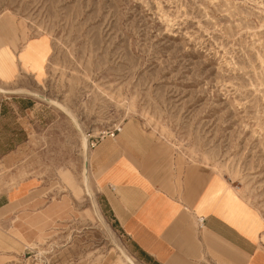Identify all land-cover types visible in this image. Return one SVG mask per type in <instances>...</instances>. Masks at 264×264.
Returning a JSON list of instances; mask_svg holds the SVG:
<instances>
[{
	"label": "rangeland",
	"instance_id": "obj_1",
	"mask_svg": "<svg viewBox=\"0 0 264 264\" xmlns=\"http://www.w3.org/2000/svg\"><path fill=\"white\" fill-rule=\"evenodd\" d=\"M0 18L46 51L37 104L1 120L0 195L36 188L0 222V264H122L110 236L139 264L90 180L104 226L92 210L81 132L41 96L90 149L122 133L180 177L208 167L264 225V0H0Z\"/></svg>",
	"mask_w": 264,
	"mask_h": 264
},
{
	"label": "crops",
	"instance_id": "obj_2",
	"mask_svg": "<svg viewBox=\"0 0 264 264\" xmlns=\"http://www.w3.org/2000/svg\"><path fill=\"white\" fill-rule=\"evenodd\" d=\"M36 44L42 43L22 50L13 21L0 18V84L8 91L0 98V125L37 104L20 92H37L45 81L37 76L45 46L39 51L32 47ZM112 133L90 149L89 182L96 183L112 223L139 264H264L262 220L225 177L206 166L184 170L180 177L166 147L149 162L147 149ZM33 182L22 181L25 192L13 200L10 192L0 195V222L35 191ZM105 258L100 264H118Z\"/></svg>",
	"mask_w": 264,
	"mask_h": 264
},
{
	"label": "bare ground",
	"instance_id": "obj_3",
	"mask_svg": "<svg viewBox=\"0 0 264 264\" xmlns=\"http://www.w3.org/2000/svg\"><path fill=\"white\" fill-rule=\"evenodd\" d=\"M20 92H25L27 93L28 95H36V96H39L37 93H32L31 91H20ZM8 93V91H6L5 89H3L2 87H0V94H6ZM43 99H45V101H49L51 103H53L54 105H56L58 108H60L61 110L65 111L67 114H69L68 116H71L73 121L75 122L78 130L81 132V143H82V151H83V157H84V170H83V182H84V188H85V193L87 194V196L90 197L91 199V203H92V210L93 212L95 213V215H97L98 219L102 222V220L100 219L99 217V213H97V206L92 198V192L90 190V187H89V170H88V167H89V153H90V148H89V135H87L86 132L82 131L81 129V126L75 121V116L72 114V112H70L68 110V108H66L63 104L57 102V101H54V100H50L46 97H43L41 96ZM121 130V129H120ZM103 223V222H102ZM104 226V225H103ZM106 229V228H105ZM105 231V230H104ZM106 232H109L108 229H106ZM110 239L112 240L113 242V245L114 247L119 251L120 253V257H121V262L122 264H136L121 248L120 246L113 240V237L110 236ZM122 254V255H121ZM41 256H42V253H38L37 254V258L38 259H41ZM36 258V259H37ZM124 259V260H123ZM39 261V260H38ZM126 262V263H125Z\"/></svg>",
	"mask_w": 264,
	"mask_h": 264
},
{
	"label": "built area",
	"instance_id": "obj_4",
	"mask_svg": "<svg viewBox=\"0 0 264 264\" xmlns=\"http://www.w3.org/2000/svg\"><path fill=\"white\" fill-rule=\"evenodd\" d=\"M114 133H115V132H113V133L111 134V136H114ZM92 146H93V145H92ZM112 190H114V189H112ZM199 222L202 223V222H203V219H199Z\"/></svg>",
	"mask_w": 264,
	"mask_h": 264
}]
</instances>
